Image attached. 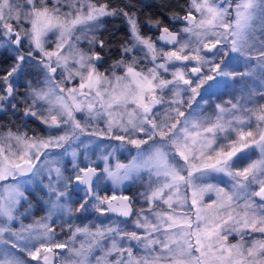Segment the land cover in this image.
Segmentation results:
<instances>
[{
    "label": "snow or ice",
    "instance_id": "1",
    "mask_svg": "<svg viewBox=\"0 0 264 264\" xmlns=\"http://www.w3.org/2000/svg\"><path fill=\"white\" fill-rule=\"evenodd\" d=\"M174 7L179 25L145 22L153 39L131 4L0 0V49L12 53L0 113L20 121L0 130V264H264V0ZM105 17L129 33L111 61ZM240 64L260 70L262 99L212 103L250 74ZM91 145L109 151L93 158ZM118 151L128 162L110 164ZM135 183L144 190L124 194ZM37 191L47 214L25 224ZM78 212L95 223L76 224Z\"/></svg>",
    "mask_w": 264,
    "mask_h": 264
},
{
    "label": "rangeland",
    "instance_id": "2",
    "mask_svg": "<svg viewBox=\"0 0 264 264\" xmlns=\"http://www.w3.org/2000/svg\"><path fill=\"white\" fill-rule=\"evenodd\" d=\"M185 5L186 6H185L184 9H186L187 6H188V0H185ZM166 21H167L168 24H171V27H173L174 24L179 25V23H180L179 21H175L173 23H170L168 18H167ZM141 31L145 35L152 36L153 39H155V37H156L155 29L150 28L149 30L144 31L141 28ZM47 39L51 40V34H49ZM128 39H129V36H128ZM46 47H51V44L46 45ZM81 47H83V45H81ZM0 54H4V57H7L6 61L9 62V65L5 68V70H6V69H8L11 66L10 57H11L12 53L8 52V51H6L4 49H0ZM241 68H242V72L248 70V71H250V74L248 76H237V78H236L237 81H243V82L242 83H235V88L234 89L229 87V88H227L225 90L223 87H221L217 91V97H219V99H217V97H213L212 103H221L224 106H227V104H228V102L230 100L236 102V99H239L241 103H244V101L247 100L249 98V96H251V98L253 100H255V101H260L262 99L259 95L256 94L257 86L260 83V81L256 77H257V74L259 73L260 70L259 69H255L254 71H252L250 69H247L244 64L238 65L239 71L241 70ZM2 73H0V74H2ZM29 79H32V78L29 77ZM22 82L24 83V85H23ZM20 83H21V86H20L21 89L19 90V94L21 96H23V94L26 91L27 81H21ZM33 83H35L34 80H33ZM206 86L207 85H205V87ZM200 91H201V93H203V88H201ZM232 92L234 94L233 96H232ZM223 94H224V96H223ZM197 99H199V98H197ZM193 106H195V105H193ZM205 106L209 107V106H211V104L205 105ZM211 114L212 113L210 112L209 115H211ZM79 115L80 114L78 113L77 114L78 118H79ZM10 121H11V123H10ZM19 123H20V121L17 120L15 117H13L11 112H9L7 115H4L3 113H0V130H2L5 127H15ZM102 126L103 125L101 124V127ZM30 128L35 129L36 125H30ZM106 142L107 141H105V143ZM93 146H95V145H93ZM100 151L107 152V151H109V149L108 148H103V149L97 150L96 156H98L100 154ZM115 157H117V154H116ZM93 158H95V157H93ZM116 160H119L120 162H123V163H127L128 162L127 154H124V158L120 157V159L111 158L110 157L109 163L110 164H114ZM65 163L67 164V158H65ZM67 167H68L69 170H71V165L70 164H67ZM125 185H128V184H125ZM131 190H134L133 191L134 192L133 195H135L136 193H138L140 191H143L144 190V186H142L141 183H135V184L131 185ZM69 197H70L69 206L78 207L77 204L75 203V201H72V200H75V199L77 200V197L71 192H69ZM210 198L214 199V194L213 193H206L205 196H204V203H208ZM39 199H40V193L38 191L35 192L34 195L29 196V200L31 201V208L29 209V215L24 217V223L25 224H29L33 220H39V219H41L42 217H44L47 214V211H46L47 207H43L42 205H40L39 204L40 203ZM38 208L44 209L43 214L40 213L37 210ZM95 215H96L95 213H91V214H88L86 216V214H84L83 212H78V213H76V216L80 217L82 219H80V218L75 219V223L76 224H81L82 222H84V223L88 224L89 227H91L95 223ZM112 217H113V219L117 220L115 218V216L112 215ZM64 219L67 220V219H69V217L65 216ZM101 219H107V218L106 217H102ZM63 230H64L65 234L64 233L59 234V235L56 234V239H58V240H67V239H69V236H68V231L69 230H68V228H63ZM229 240H230V242H235L236 237H230ZM57 251H60V250H57ZM136 251L137 250L134 249V253ZM95 254L96 255H100L98 250L96 251ZM55 258L59 259V257H55Z\"/></svg>",
    "mask_w": 264,
    "mask_h": 264
},
{
    "label": "trees",
    "instance_id": "3",
    "mask_svg": "<svg viewBox=\"0 0 264 264\" xmlns=\"http://www.w3.org/2000/svg\"><path fill=\"white\" fill-rule=\"evenodd\" d=\"M113 4H119L121 6H127L129 4L134 6V10L141 20L159 19L161 22L167 25L165 22L168 15L167 11L169 6H175L174 11L180 12L185 5L184 0H111ZM105 29L103 37L108 40V51L110 53H117L119 44L122 41H126L127 26L123 18H111L108 17L104 21ZM242 72V69L240 70ZM234 89L233 87H230Z\"/></svg>",
    "mask_w": 264,
    "mask_h": 264
},
{
    "label": "flooded vegetation",
    "instance_id": "4",
    "mask_svg": "<svg viewBox=\"0 0 264 264\" xmlns=\"http://www.w3.org/2000/svg\"><path fill=\"white\" fill-rule=\"evenodd\" d=\"M185 1V0H184ZM99 2H101V3H103L104 2V0H99ZM185 6L186 5H184V6H182L183 7V10L182 11H180L179 13L181 14V15H183V13H184V8H185ZM106 18H108V17H105V18H103V25H102V27H101V29L99 30V32L97 33V35L99 36V38L100 39H102L104 42H105V45H106V49H107V47H108V40L107 39H105V37H103V32H104V29H105V25H104V21H105V19ZM149 20H155V19H149ZM146 21H148L147 19H145V20H141V19H139V22H140V24H141V28H142V30H144V31H147V30H149L151 27L150 26H145V22ZM166 23H167V21H165ZM126 26H127V24H126ZM167 26H169L170 28H172L171 27V24H168L167 23ZM156 31V30H155ZM155 34H156V32H155ZM128 36H129V33H128V31H127V36L125 37V39H126V41L128 40ZM108 50V49H107ZM98 51H99V49H98ZM117 58V53L116 54H114L113 52L112 53H110L109 51H108V55L107 56H105V60H114V59H116ZM7 60V57H4V54H0V73H2L4 70H5V68L9 65V62H7L6 61ZM3 74V73H2ZM23 83V82H22ZM23 85H24V83H23ZM21 89V87H19V90ZM232 90V89H231ZM234 94H233V92H232V96H233ZM223 96H224V94H223ZM233 100V99H232ZM234 102V101H233ZM81 139H89L88 137H81ZM105 141H107V140H103V141H101V143H103V144H115V143H118V142H115V141H107L106 143H105ZM95 146H93V145H91L90 146V150H89V155L90 156H92V157H95L96 156V153H97V151H95V153H94V155H93V150H95ZM81 151H83V150H81ZM117 154V157H115V158H118V159H120V157H122V158H124V154H126V153H123V152H117L116 153ZM99 163H102V162H99ZM70 171V170H69ZM129 185H125L124 186V194H129V195H133V191L134 190H131L130 192H129ZM118 191V190H117ZM39 192V191H38ZM40 193V199H39V204L40 205H42L43 207H47V205L44 203V201L46 200V197L43 195V193L42 192H39ZM71 196V195H70ZM72 201H76V199L75 200H72ZM78 206V205H77ZM40 213H42L43 214V212H44V209H41V208H38L37 209ZM113 216H115V215H113ZM107 218V217H106ZM115 218L117 219V220H121V217H118V216H115ZM56 218H54V220H55ZM123 219V218H122ZM81 223V222H80ZM84 223V222H83ZM55 233L57 234V235H59V234H62V233H64L65 234V232H64V230L60 227V225H59V223H56L55 224ZM56 259V258H55Z\"/></svg>",
    "mask_w": 264,
    "mask_h": 264
},
{
    "label": "water",
    "instance_id": "5",
    "mask_svg": "<svg viewBox=\"0 0 264 264\" xmlns=\"http://www.w3.org/2000/svg\"><path fill=\"white\" fill-rule=\"evenodd\" d=\"M55 259V258H54ZM54 263V262H53Z\"/></svg>",
    "mask_w": 264,
    "mask_h": 264
}]
</instances>
